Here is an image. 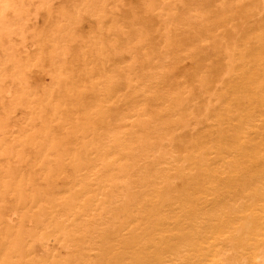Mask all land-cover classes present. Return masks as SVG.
<instances>
[{
    "label": "bare ground",
    "instance_id": "obj_1",
    "mask_svg": "<svg viewBox=\"0 0 264 264\" xmlns=\"http://www.w3.org/2000/svg\"><path fill=\"white\" fill-rule=\"evenodd\" d=\"M45 1L25 65L0 0V264H264V0Z\"/></svg>",
    "mask_w": 264,
    "mask_h": 264
},
{
    "label": "rangeland",
    "instance_id": "obj_2",
    "mask_svg": "<svg viewBox=\"0 0 264 264\" xmlns=\"http://www.w3.org/2000/svg\"><path fill=\"white\" fill-rule=\"evenodd\" d=\"M35 1H36V4H34L35 3ZM38 0H30V6H29V8L31 9V11L30 10H28L29 8H26L25 7V5H28L27 3H29V1L26 3L25 2V4H24V6H23V10L26 8L27 10H25V12L26 11H30V12H28L27 13V16H26V21H27V24H24V26L26 25V29H25V31H26V34H25V31H24V34L27 36L26 38H23L22 40H20V42L19 41H14L13 40V43H8V41H6V44H10L11 46H13V47H15V46H19V48H20V50H17L18 52H19V54H21L23 57H22V59L19 61V64H25L26 65V61H25V59H24V53H28V52H31V53H35V55H38V54H40V53H38V49H36V48H34L33 46H31L30 45V40H32L31 38H32V36L29 34V33H31L32 31H33V28H35L36 30H40L41 32H38V33H36V37L37 38H39V39H41V37H45V34H50V31H48L49 30V27H52V25H50V24H48L47 25V23L45 22L44 23V20H45V15H47V12H46V8L43 6V4L41 3V2H39L40 3V5L38 4V2H37ZM39 1H41V0H39ZM47 1H49V0H46L45 1V3L47 2ZM53 1V2H52ZM63 1H65V0H50L49 1V3L51 4V6L50 5H48V6H50V8L52 9V11L53 12H51V14H49L48 15V18L49 17H51L52 16V14L55 12V11H58L61 7H62V5H64L65 3H63ZM72 0H70V2H71ZM31 2H33V4L31 3ZM69 2V1H68ZM73 2H75L74 0H73ZM44 3V4H45ZM49 3H46L45 5H47V4H49ZM61 5V6H60ZM25 7V8H24ZM39 7V8H38ZM58 7V8H57ZM54 9V10H53ZM58 9V10H57ZM62 9V8H61ZM60 9V10H61ZM37 10V13H34V11H36ZM10 12V14H9V17L11 18L12 17V11L11 10H9ZM32 12H33V14H32ZM85 12V11H84ZM46 13V14H45ZM85 14L86 15H88L86 12H85ZM45 16V17H44ZM42 17V18H41ZM35 20V21H34ZM84 22V21H83ZM87 22V23H86ZM86 22H84L83 23V25H86V26H83L82 25V28H83V30H85V31H83L82 32V34L85 36V37H87V33H86V29H87V25H88V21H86ZM31 24H32V26H31ZM35 25H36V27H35ZM39 27V28H38ZM85 28V29H84ZM43 29L45 30V32H43ZM32 30V31H31ZM47 30V31H46ZM29 32V33H28ZM45 33V34H44ZM85 33V34H84ZM28 34L30 35V36H28ZM47 34V35H48ZM40 36V37H39ZM29 37H31V38H29ZM27 39V40H26ZM23 41V43H21ZM28 41V42H27ZM27 42V43H26ZM47 43H50L49 41H47ZM22 45H23V47H22ZM42 45V43H40V46ZM23 49H22V48ZM43 47V52H46V48L44 47V46H42ZM33 48H34V50H33ZM45 49V50H44ZM24 50V51H23ZM8 51V50H7ZM35 51V52H34ZM24 52V53H23ZM47 53V52H46ZM1 58H4L3 57V54H2V51H1V53H0V59ZM19 71V70H18ZM31 71H33V70H31ZM17 109H19V108H17ZM20 114L19 113H14V115H12L11 117H13V118H11L10 119V121H9V123H11V124H13L12 126H14V127H16L15 126V124L14 123H17V122H14V119L15 118H18V117H20L19 116ZM12 119H13V121H12ZM7 212H9V211H7ZM10 214H11V212H9ZM20 213V212H19ZM19 213H17V214H19ZM16 214L14 213V214H12V216H15ZM22 237V236H21ZM4 250H1L0 252H3ZM21 257H22V255H20Z\"/></svg>",
    "mask_w": 264,
    "mask_h": 264
}]
</instances>
